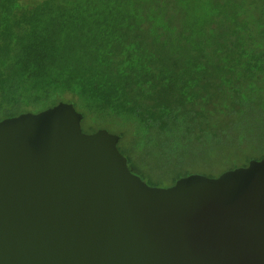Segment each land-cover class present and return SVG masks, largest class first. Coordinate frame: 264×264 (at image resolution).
<instances>
[{
	"label": "trees",
	"instance_id": "16d2710c",
	"mask_svg": "<svg viewBox=\"0 0 264 264\" xmlns=\"http://www.w3.org/2000/svg\"><path fill=\"white\" fill-rule=\"evenodd\" d=\"M62 100L88 132L119 134L153 185L190 174L164 169L184 144L224 130L237 138L224 152L245 149L264 116V0H0V120ZM150 144L157 166L137 165Z\"/></svg>",
	"mask_w": 264,
	"mask_h": 264
},
{
	"label": "water",
	"instance_id": "95a60500",
	"mask_svg": "<svg viewBox=\"0 0 264 264\" xmlns=\"http://www.w3.org/2000/svg\"><path fill=\"white\" fill-rule=\"evenodd\" d=\"M60 101L0 120V264H264V157L148 183Z\"/></svg>",
	"mask_w": 264,
	"mask_h": 264
},
{
	"label": "rangeland",
	"instance_id": "374dc122",
	"mask_svg": "<svg viewBox=\"0 0 264 264\" xmlns=\"http://www.w3.org/2000/svg\"><path fill=\"white\" fill-rule=\"evenodd\" d=\"M35 1V0H24ZM239 118V117H238ZM236 118V119H238ZM232 116H219L217 115V120L219 125H226L230 123L233 126ZM255 117L251 116L250 120H254ZM264 116H258L257 119L251 123L249 126V131H251V139L247 144L245 149L238 152L230 153L228 151L224 152L222 149L232 142L236 141V135L234 132L226 133L224 130L221 131L222 141H209L207 143H190L184 144L174 153H170L164 156L166 163L164 164V169H169L170 167H175L178 172H201L205 174L209 173H219L221 171L227 170L233 164H242L246 161L248 157H263L264 156V139L259 140L258 136L254 133L259 127L264 125ZM84 131H87L86 125L83 124ZM88 132V131H87ZM223 146V147H220ZM139 155L144 159L137 160V165L142 167H156L157 166V155L154 153L153 146L150 144L148 147L145 145L144 150H140ZM208 159L213 160L209 162ZM161 174L164 172L157 171Z\"/></svg>",
	"mask_w": 264,
	"mask_h": 264
}]
</instances>
